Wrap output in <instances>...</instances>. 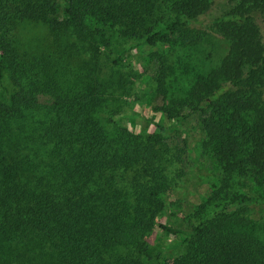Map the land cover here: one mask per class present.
Masks as SVG:
<instances>
[{
  "label": "trees",
  "instance_id": "obj_1",
  "mask_svg": "<svg viewBox=\"0 0 264 264\" xmlns=\"http://www.w3.org/2000/svg\"><path fill=\"white\" fill-rule=\"evenodd\" d=\"M229 3L212 21L228 52L189 74L205 40L192 23L211 0H0V264H264V215L251 210L264 205V38L255 19L264 20V0ZM22 21L46 25L51 52L19 46ZM115 33L132 48L167 49L149 53L159 64L154 109L173 118L155 122V134L104 115L110 84L98 58ZM74 37L86 39L90 61L74 64ZM177 64L190 80L165 106ZM193 116L222 173L184 217L186 229L158 217L175 180L165 134ZM156 225L171 239L153 253Z\"/></svg>",
  "mask_w": 264,
  "mask_h": 264
},
{
  "label": "rangeland",
  "instance_id": "obj_2",
  "mask_svg": "<svg viewBox=\"0 0 264 264\" xmlns=\"http://www.w3.org/2000/svg\"><path fill=\"white\" fill-rule=\"evenodd\" d=\"M229 6V0H211L208 12L201 16L198 22L192 23V26L204 31L205 40L193 51L189 74L203 67L215 65L228 52L229 42L215 31L212 21ZM168 17L171 18L167 15L165 19ZM255 19L264 38V20L260 15H256ZM16 33L21 48L36 54L51 52V37L46 25L22 21L17 24ZM114 35L107 47H100L105 53L99 55L98 58V75L108 80L110 84V101L104 115L108 117V114L112 113L117 124L127 127L134 133L155 134L158 132L155 122L168 125L173 118H169L166 113H158L154 109L162 102V99L157 97L155 89V76L159 64L155 60L152 61L149 53L152 51L166 52L167 49L159 43L141 44L132 48L135 42L133 39L124 40V37H120L117 33ZM74 42L77 45L74 64L77 60H88L90 55L86 39L74 37ZM120 56L121 58L115 62L114 60ZM170 59L175 60V56ZM181 60H187L184 53L181 55ZM180 65L177 64L174 74L167 77L168 98L165 106H175L173 99L181 97L189 83L190 77L181 74V68L178 67ZM174 77L177 80H174ZM185 101L183 99V102ZM204 136L197 116L191 117L188 121L181 123L176 130H169L165 134L167 146L176 159L170 164L175 173V180L166 201V211L164 210L163 215L158 217V223H168L189 229L190 224L184 220V217L193 213L197 205L203 203L210 190L218 184L222 173L221 168L214 159L205 152L203 153ZM213 208L208 207L207 212L213 211ZM251 210L258 215H264V205L254 204ZM169 239L171 236L167 235L158 225L147 234V240L153 253L159 252L163 246H166Z\"/></svg>",
  "mask_w": 264,
  "mask_h": 264
}]
</instances>
